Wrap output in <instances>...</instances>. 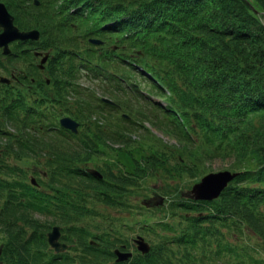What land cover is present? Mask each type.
<instances>
[{
  "label": "trees",
  "instance_id": "1",
  "mask_svg": "<svg viewBox=\"0 0 264 264\" xmlns=\"http://www.w3.org/2000/svg\"><path fill=\"white\" fill-rule=\"evenodd\" d=\"M6 1L21 26L27 14V27L41 30L39 49L52 51L46 71L55 77L51 96L60 107L45 116L26 108L24 93L19 104L12 89L0 90L3 264H264L254 256L258 244L264 247V23L251 3ZM63 100L69 101L65 108ZM121 107L128 118L118 114ZM64 115L80 122L78 133L60 126ZM147 122L175 143H166ZM110 153L125 171L114 173L102 163ZM31 157L46 160L47 177L36 186L30 175L39 173L16 165ZM227 157L234 158L227 168L234 176L219 198L188 202L181 192L164 205L172 222L160 221V230L150 214L140 222L153 232L146 238L149 253L117 263L113 247L126 241L102 225L78 224L99 202L133 215L126 198L132 176L160 169L166 178L196 177L202 161ZM94 165L102 178L88 171ZM171 187L164 195L173 196ZM55 224L74 253L50 248L47 232ZM248 231L257 246L230 241V234L246 239Z\"/></svg>",
  "mask_w": 264,
  "mask_h": 264
},
{
  "label": "rangeland",
  "instance_id": "2",
  "mask_svg": "<svg viewBox=\"0 0 264 264\" xmlns=\"http://www.w3.org/2000/svg\"><path fill=\"white\" fill-rule=\"evenodd\" d=\"M250 4V8L254 12V14L264 23V2L262 0H248ZM248 3V2H247ZM26 7V4H25ZM25 10V9H24ZM29 10V9H27ZM11 11V10H10ZM28 15H25V18H27V24L26 28L28 29H34L37 27H27L30 23L28 20ZM24 19L21 20V22ZM26 22V21H25ZM20 23V22H18ZM24 28V27H22ZM24 28V29H26ZM41 33V32H40ZM41 38H42V33H41ZM42 43V42H40ZM81 47V46H80ZM79 48V46H78ZM63 62H67L63 59ZM42 78L45 79L44 76ZM86 83V82H84ZM93 85H96L97 83L91 82ZM87 84V83H86ZM109 85V84H108ZM45 92H52L54 91L53 88L51 87H44ZM45 92H40L41 94H45ZM100 93V92H99ZM117 112V111H116ZM122 112V113H121ZM117 112L118 114L122 115L123 111ZM85 126V125H84ZM83 126V127H84ZM82 128V126H80ZM153 129L156 133L157 136L160 138H163L166 143L168 144H174L175 143V138H171V136L165 134L162 130L157 128L156 126H153ZM137 135L133 134L132 138L135 139ZM148 139L145 140L147 142ZM151 142V140H150ZM147 146H146V151H147ZM147 154H150L147 152ZM142 156H145V153L142 154ZM114 153H110L105 156L104 161L102 163L107 164V168L113 170L114 173H122L125 171L122 167V162L116 158ZM233 157H227L224 159L221 158H214V159H208L207 161L204 160L203 165L201 164L203 170L198 171V174L196 177H193L191 175H185L184 177H177L175 179L172 178H166V174L163 172V170L156 172V174H151V172H147L144 175H139V176H132L130 182L127 184L128 188V193L126 195V198L130 200V203L133 205L132 207L135 208L133 212L135 214L133 217H137L138 219L140 218L139 214L145 213L150 211V215L153 217V219H160L161 214L164 215L163 209L161 208L164 205L165 198L162 200L165 190L172 186L170 190L172 191L173 194H178L180 196L181 192L183 195L187 196L190 194L189 186L193 185L195 182L199 181L203 176L204 173H219L222 171H225L228 167H230L233 163ZM118 160V161H117ZM45 158L40 157L39 159H34V158H23L19 159L16 162L17 166H21L22 168L30 171L33 173V171H38L42 174V171L47 170L46 163H45ZM169 161L173 163V159L169 158ZM175 161V159H174ZM110 167H109V165ZM91 167V166H90ZM94 168H99L97 165L92 166ZM203 173V174H202ZM173 174H175L173 172ZM46 179V178H45ZM142 186V187H141ZM94 211L92 215L81 217L78 220V224H81L82 226H85L89 228V224H92L93 227H101L104 230L105 228L108 229V231L112 234H118L121 238H123L124 241H126L127 244V250L129 251L132 249V242H134L135 239L138 238L140 233V225L137 223H134L131 225L129 223V215L132 213L131 210L125 209V210H120L117 209L116 207L108 206L104 203H96L94 205ZM166 206H164L165 208ZM162 213L160 214V212ZM135 221V220H134ZM98 225V226H97ZM160 230V228H158ZM90 230V229H89ZM93 230H96L95 228ZM228 234V232H227ZM229 235V234H228ZM232 238L230 241H234L235 243L239 242L242 245L246 242L249 244H254L256 246L257 239L253 240L251 236V232L248 231L247 238L244 239L241 237L240 239H234L233 235L230 234ZM113 239V237H111ZM253 240V241H252ZM256 241V242H255ZM6 242V236L2 233H0V246L4 245ZM118 245H115L113 247V252L116 251V249H122L123 247L119 242H117ZM213 247V246H212ZM178 252L181 256H184V250L181 248V246H177ZM214 249V247H213ZM198 252L202 254V250L200 246H198ZM74 253V252H72ZM3 255V254H2ZM255 257L264 259V247L259 246V250H257L254 253ZM119 260L121 257H118ZM118 258L116 261H118ZM2 260V258H1Z\"/></svg>",
  "mask_w": 264,
  "mask_h": 264
},
{
  "label": "water",
  "instance_id": "3",
  "mask_svg": "<svg viewBox=\"0 0 264 264\" xmlns=\"http://www.w3.org/2000/svg\"><path fill=\"white\" fill-rule=\"evenodd\" d=\"M38 4V2H36ZM0 27L3 28V31L0 33V46H4L5 53H9V42L17 40V39H27V38H33L37 39L39 38V31L33 30V31H21L15 24H14V17L9 14L6 6L3 3H0ZM93 43H100L99 40L92 39ZM46 59L44 58L42 60V63ZM1 81H8L6 78H1ZM105 101L111 102L110 99L104 98ZM62 124L73 130L74 132L77 131L78 123L75 122L73 119L66 117L61 120ZM230 172L225 171L222 173H210L202 178V180L194 185L192 192L195 194V198H209L213 199L217 197L223 188L226 186L227 182L233 177ZM60 237V230L58 227H54V230L49 233V242L50 244L57 250L62 251L67 248L65 244L60 243L59 240ZM142 249L147 250V246L143 243L140 246ZM2 254V247H0V256ZM121 259H125V256H120ZM1 264V262H0Z\"/></svg>",
  "mask_w": 264,
  "mask_h": 264
},
{
  "label": "flooded vegetation",
  "instance_id": "4",
  "mask_svg": "<svg viewBox=\"0 0 264 264\" xmlns=\"http://www.w3.org/2000/svg\"><path fill=\"white\" fill-rule=\"evenodd\" d=\"M24 48H22L23 51H27V50H31L32 48V43L29 41V42H26V44H24ZM2 50H0V69H3L4 67V60H5V56L2 54ZM18 59H22L23 58V55L18 52L16 54H14ZM34 69V67H33ZM33 74H22V72H17V68H12L11 69V73H10V76L12 77V75L14 74L15 77L12 79L13 82H11L10 84H7L9 86H12V87H32V84H30L29 82H32V83H35V81L37 80V73L35 71H32Z\"/></svg>",
  "mask_w": 264,
  "mask_h": 264
},
{
  "label": "bare ground",
  "instance_id": "5",
  "mask_svg": "<svg viewBox=\"0 0 264 264\" xmlns=\"http://www.w3.org/2000/svg\"><path fill=\"white\" fill-rule=\"evenodd\" d=\"M13 82V81H12ZM222 171V170H221ZM203 174V173H202ZM205 174V173H204Z\"/></svg>",
  "mask_w": 264,
  "mask_h": 264
}]
</instances>
